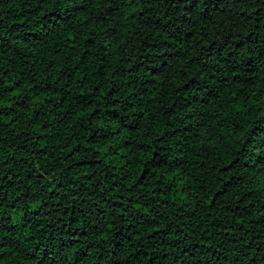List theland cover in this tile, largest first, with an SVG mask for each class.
<instances>
[{
  "label": "trees",
  "instance_id": "1",
  "mask_svg": "<svg viewBox=\"0 0 264 264\" xmlns=\"http://www.w3.org/2000/svg\"><path fill=\"white\" fill-rule=\"evenodd\" d=\"M0 264H264V0H0Z\"/></svg>",
  "mask_w": 264,
  "mask_h": 264
}]
</instances>
